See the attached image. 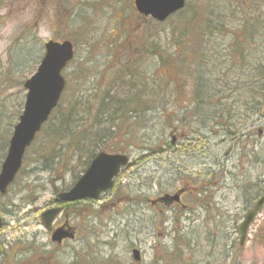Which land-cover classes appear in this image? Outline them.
Here are the masks:
<instances>
[{"label":"rangeland","instance_id":"1","mask_svg":"<svg viewBox=\"0 0 264 264\" xmlns=\"http://www.w3.org/2000/svg\"><path fill=\"white\" fill-rule=\"evenodd\" d=\"M187 1L210 2L218 6L215 14L233 7L234 17L226 19L230 35H242L240 24L250 10H255L254 21L246 19L243 32L250 31L252 22L259 30L264 28V0ZM173 20L157 24L138 14L133 0H0V144L8 141L18 119L25 96L22 83L36 71L45 41L67 39L74 45V58L63 71L67 102L74 92L84 91L94 82H108L117 68L134 64L150 73L157 69L152 43L171 53ZM261 31L264 35V29ZM219 36L218 51L225 54L230 38ZM84 73L85 84L79 85ZM158 73L165 79L173 74L162 67ZM224 99L231 107L228 98ZM188 101L184 90L180 107ZM234 107L230 114L237 134H226L213 123H192L190 130L198 132H187L182 143L189 152L171 148L167 152L160 147L158 153L136 161L142 153L136 149L128 152L132 144L120 137L108 142L106 152L123 148L135 162L100 198L62 211L54 225L66 223L76 232L75 240L62 246L51 243L40 214L53 205L56 193L71 185L72 175L70 170L56 175L44 170L36 154L41 139L37 136L35 145L25 152L13 184L0 195L4 222L0 242L5 252L0 264H264V206L242 246L236 232L249 205L246 195L264 186V107L257 112ZM201 134L205 141L198 139ZM180 141L177 134V144ZM5 153L6 147L0 148V164ZM203 182L206 192L201 191ZM183 185L188 190L183 197L187 209L178 217L164 206L151 205V200ZM207 198L214 203L209 218L187 219L185 214L194 216L198 203ZM186 242L194 254L191 261L182 249ZM175 245L180 249L173 252ZM133 248L140 251L139 263L132 259ZM163 259L166 263L160 262Z\"/></svg>","mask_w":264,"mask_h":264},{"label":"trees","instance_id":"2","mask_svg":"<svg viewBox=\"0 0 264 264\" xmlns=\"http://www.w3.org/2000/svg\"><path fill=\"white\" fill-rule=\"evenodd\" d=\"M216 7L210 2L205 5L200 1H186L182 10L167 19L176 20H173L172 37L175 44L171 53L167 54L152 43V53L159 67L151 73L134 64L124 69L117 68L108 82H94L90 88L74 92L67 102L64 100L65 86L57 107L36 135L41 136L36 154L44 170L55 175L58 171L70 170L73 184L91 159L103 151L108 142H116L119 137L132 144L128 152L136 149L142 153L136 159L139 161L149 153H158L160 147L169 152L168 149L173 147L170 142L172 134H180L181 140L172 150L189 152L182 143L187 132H198L190 130L192 123H213L219 125L226 134H237L232 130L233 116L230 114V111L236 110L234 106L246 107L251 112L264 107V35L261 31L264 28L259 30L252 22L250 31L243 32L246 19L250 21L251 17V21H254L255 10H250L251 16L248 15L240 24L242 35H230L226 19L234 17L235 10L232 7L215 14ZM219 34H225L226 37L230 35V40L225 43V54L218 51L216 40H220ZM160 67L165 71L169 68L173 73L170 79L158 73ZM81 78L79 85H84L85 73ZM184 90H187L189 103L180 107ZM226 91L227 94H224ZM224 98H228L231 107L222 102ZM215 107L217 110L213 111ZM154 117L159 120L155 118L152 122ZM202 137L198 139L205 141ZM2 143L1 149L7 147V141ZM34 145L35 142L28 149ZM186 145L191 144L187 142ZM123 151V148L118 150L120 153ZM205 183L202 192H206ZM262 194L264 187L260 185L257 191L251 190L250 196L246 195L245 202L249 201L251 205ZM137 197L139 200L144 199ZM206 202L203 199V205ZM82 203L64 206L76 207ZM178 245L171 251L180 249L176 248ZM185 245L182 249L191 261L194 254L189 242ZM3 246L4 243L0 242V258L5 253ZM160 262L166 263L164 259Z\"/></svg>","mask_w":264,"mask_h":264},{"label":"water","instance_id":"3","mask_svg":"<svg viewBox=\"0 0 264 264\" xmlns=\"http://www.w3.org/2000/svg\"><path fill=\"white\" fill-rule=\"evenodd\" d=\"M138 14L150 16L158 22H163L170 15L182 9L185 0H133ZM73 57V47L70 41L49 40L44 43V54L36 72L28 78L23 87L27 90L23 111L13 128L8 142L6 156L0 168V194L4 195L13 182L21 166L25 149L31 144L36 133L47 121L52 110L57 106L65 81L61 74L67 63ZM130 166L129 157L125 154H110L99 152L90 162L87 169L67 191L57 194L56 202H74L83 199H94L112 186L113 179L123 169ZM178 193L165 195L160 201H178ZM264 203L262 196L248 210L237 230L239 243L242 245L250 223ZM59 207L50 208L40 214V220L47 230H51L52 222L60 213ZM2 221L0 218V227ZM64 238H73V233L59 227L52 232L51 240L60 243ZM134 261L140 260L138 249L131 251Z\"/></svg>","mask_w":264,"mask_h":264},{"label":"flooded vegetation","instance_id":"4","mask_svg":"<svg viewBox=\"0 0 264 264\" xmlns=\"http://www.w3.org/2000/svg\"><path fill=\"white\" fill-rule=\"evenodd\" d=\"M171 144H175V138L172 137L171 139ZM185 154V153H184ZM188 156V155H187ZM184 186V185H183ZM187 194V187L184 186V191L181 193V200H182V197L184 195ZM207 202L205 205L202 204V202H199L198 203V206H196V213H193L194 216L196 215V219L199 220V219H202L203 218V221H205V219H208L209 216H210V211L212 209V206H214V203L211 201V199L207 198L206 199ZM159 205L157 202H153V205ZM176 203H171L169 204V208H171V210H174V208H176ZM181 206V208H184V209H187L186 205L183 204V202L181 201V203L179 204ZM56 206H59L61 208V210L63 211L65 209V206L64 204H59V205H56ZM192 216V217H194ZM191 218V217H189ZM54 227H58L57 225H55ZM65 241H62V244L64 243Z\"/></svg>","mask_w":264,"mask_h":264}]
</instances>
